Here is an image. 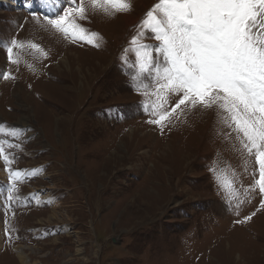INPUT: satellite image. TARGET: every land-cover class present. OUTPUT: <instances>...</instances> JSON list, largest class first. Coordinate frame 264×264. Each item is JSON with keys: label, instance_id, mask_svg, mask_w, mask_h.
Segmentation results:
<instances>
[{"label": "rangeland", "instance_id": "rangeland-1", "mask_svg": "<svg viewBox=\"0 0 264 264\" xmlns=\"http://www.w3.org/2000/svg\"><path fill=\"white\" fill-rule=\"evenodd\" d=\"M130 2L117 12L83 0L76 21L99 34L95 47L0 0V73L11 77L0 76V264L20 263L16 246L26 264H264L255 153L216 107L186 102L163 132L147 122L157 85L131 40L159 0Z\"/></svg>", "mask_w": 264, "mask_h": 264}, {"label": "snow or ice", "instance_id": "snow-or-ice-1", "mask_svg": "<svg viewBox=\"0 0 264 264\" xmlns=\"http://www.w3.org/2000/svg\"><path fill=\"white\" fill-rule=\"evenodd\" d=\"M19 7L33 13H44L53 28L75 40L99 47L98 33H88L77 23L85 19L83 0L74 7L63 8L61 0H16ZM98 0H92L93 6ZM117 12L131 10L130 0H104ZM108 9L105 8V11ZM63 14H60V13ZM51 13V18L49 17ZM142 31L131 40L139 71L157 85L154 95L158 103L148 113L147 122L165 127L164 121L181 109L201 106L216 107L226 114L224 122L234 126L237 138L247 153H255L258 165L261 208H264V0H159L140 25ZM146 33L156 44L139 43ZM7 47V59L13 63V47ZM33 48L38 46L33 44ZM3 79L10 77L0 73ZM169 95L177 97L170 110L165 108ZM148 112V106H144ZM163 110V111H161ZM170 122V121H169ZM4 148L0 146V155ZM9 159L4 156L5 162ZM19 170L10 180L19 181ZM228 186L231 187L230 182ZM15 190V183L8 189ZM9 200L12 196L9 195ZM255 212L237 220L251 221Z\"/></svg>", "mask_w": 264, "mask_h": 264}, {"label": "bare ground", "instance_id": "bare-ground-1", "mask_svg": "<svg viewBox=\"0 0 264 264\" xmlns=\"http://www.w3.org/2000/svg\"><path fill=\"white\" fill-rule=\"evenodd\" d=\"M55 32V31H54ZM58 34V33H57ZM47 48V47H46ZM65 58V57H64ZM64 62V64H66L67 63V60H64L63 61ZM66 66V65H65ZM60 69V68H59ZM52 78V77H51ZM24 79V78H23ZM24 82V81H23ZM29 84V83H28ZM24 85V84H23ZM33 86V85H32ZM24 87V86H23ZM30 87V86H29ZM122 149V148H121ZM118 157V156H117ZM100 169V168H99ZM254 172V171H253ZM0 175H1V173H0ZM244 180V179H243ZM152 182V181H151ZM150 182V183H151ZM155 183H157V182H155ZM151 187V186H150ZM147 189V188H146ZM154 190V189H153ZM48 218H52V216L50 215V217H48ZM17 247V246H16ZM14 248V251H12L15 255H16V257H17V259H18V262H20L19 264H26V262H27V260H26V257H25V255L22 253L23 252V248L20 246H18L17 248ZM12 250V249H11ZM32 250V249H31ZM199 250V249H198ZM182 251V250H181ZM189 252V251H188ZM189 254V253H188ZM191 254V253H190ZM205 254H207V253H205ZM14 256V255H13ZM188 257H190V256H188ZM184 260V259H183ZM189 261H190V259H188ZM200 260V259H199ZM192 261V260H191ZM205 262H206V260H204ZM180 263V262H179ZM185 263V262H184ZM207 263V262H206ZM186 264V263H185ZM193 264V263H192ZM195 264V263H194ZM208 264V263H207Z\"/></svg>", "mask_w": 264, "mask_h": 264}]
</instances>
